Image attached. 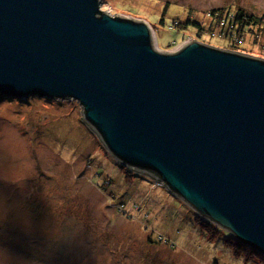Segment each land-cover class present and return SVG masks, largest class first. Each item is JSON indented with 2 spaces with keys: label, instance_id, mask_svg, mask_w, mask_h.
Returning <instances> with one entry per match:
<instances>
[{
  "label": "water",
  "instance_id": "95a60500",
  "mask_svg": "<svg viewBox=\"0 0 264 264\" xmlns=\"http://www.w3.org/2000/svg\"><path fill=\"white\" fill-rule=\"evenodd\" d=\"M100 0H0V95L76 100L122 165L264 253V58L155 47Z\"/></svg>",
  "mask_w": 264,
  "mask_h": 264
},
{
  "label": "rangeland",
  "instance_id": "374dc122",
  "mask_svg": "<svg viewBox=\"0 0 264 264\" xmlns=\"http://www.w3.org/2000/svg\"><path fill=\"white\" fill-rule=\"evenodd\" d=\"M230 6L264 15V0H100L99 8L143 20L159 50L195 39L264 58V31L231 48L215 29L176 30L175 21L206 26L210 9ZM81 110L73 99L0 96V264H264L236 257L222 228L210 239L181 198L122 165Z\"/></svg>",
  "mask_w": 264,
  "mask_h": 264
},
{
  "label": "trees",
  "instance_id": "16d2710c",
  "mask_svg": "<svg viewBox=\"0 0 264 264\" xmlns=\"http://www.w3.org/2000/svg\"><path fill=\"white\" fill-rule=\"evenodd\" d=\"M231 7L232 6L228 8L218 7L210 9L208 11L209 22L206 26L200 21L199 23L197 19L191 16H189L185 22L182 23L175 21V26L177 28L176 30H180V28H186L189 26L195 28L196 30H202L203 28H208V30L215 29L222 36L220 41H223L225 46L231 48H238V43L241 42V40L243 41L244 37H246L248 33H252L253 31L256 35H258L264 31V15L253 14L240 6H234L232 9ZM0 96L3 97V95ZM124 177L127 181H135L129 175H125V173ZM188 212L192 217L193 224L199 227L201 231L206 233L210 239L213 240L219 238V234L222 233V229L219 228V226L217 227L216 225L212 224L209 219L207 220V218L199 216L198 214H194L192 216L193 213L191 214L189 209ZM223 242L231 249L232 253L236 257H245L246 259H255L256 257L259 258L260 261L264 262V253L258 251L252 246L236 240L230 234L226 237H223Z\"/></svg>",
  "mask_w": 264,
  "mask_h": 264
},
{
  "label": "bare ground",
  "instance_id": "6f19581e",
  "mask_svg": "<svg viewBox=\"0 0 264 264\" xmlns=\"http://www.w3.org/2000/svg\"><path fill=\"white\" fill-rule=\"evenodd\" d=\"M9 98H13V97H11V96H8ZM14 98H16V97H14Z\"/></svg>",
  "mask_w": 264,
  "mask_h": 264
},
{
  "label": "clouds",
  "instance_id": "9594fccd",
  "mask_svg": "<svg viewBox=\"0 0 264 264\" xmlns=\"http://www.w3.org/2000/svg\"><path fill=\"white\" fill-rule=\"evenodd\" d=\"M159 182V181H158ZM160 183V182H159Z\"/></svg>",
  "mask_w": 264,
  "mask_h": 264
}]
</instances>
